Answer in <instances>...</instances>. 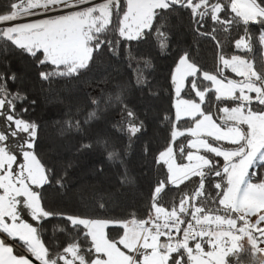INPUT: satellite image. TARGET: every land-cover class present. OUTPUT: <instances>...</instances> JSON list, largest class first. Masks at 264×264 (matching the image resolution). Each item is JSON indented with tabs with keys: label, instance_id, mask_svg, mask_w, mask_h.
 Masks as SVG:
<instances>
[{
	"label": "snow or ice",
	"instance_id": "snow-or-ice-1",
	"mask_svg": "<svg viewBox=\"0 0 264 264\" xmlns=\"http://www.w3.org/2000/svg\"><path fill=\"white\" fill-rule=\"evenodd\" d=\"M5 7L0 25L15 23L0 27V52L6 54L14 46L27 53L38 68L44 66L39 77L49 84L54 78L74 77L88 69L94 53L103 47L118 56L122 41L141 42L153 36L163 53L169 39L166 15L177 9L189 10L193 31L211 38L218 47V32L242 27L244 35L235 40V48L254 53L251 26H258L255 43L259 55H220L223 68L216 73L202 70L188 52L179 57L171 75L175 114L170 141L155 161L166 167L167 175L155 186L144 219L134 215L127 220L83 218L47 210L40 190L51 185V169L35 151L39 126L23 118L29 111L27 105L36 101L9 87V82H17L15 72L0 71V233L19 241L39 264H264V181L252 182L250 175L256 173L249 171L264 165V0H8ZM48 13L58 14L26 19ZM209 22L210 31H202ZM127 59L135 85H147L140 63L151 68V61L130 51ZM223 69L242 79H227ZM129 91L123 86L115 96L92 98L93 110L82 122L66 120L60 134L80 132L82 125L100 118L98 113L119 106V130L131 141L142 132L144 122L125 103ZM209 93H214L215 101H234L235 106L217 105L222 115L214 118ZM182 120H190L191 126H180ZM179 137L192 138L178 149L188 163L177 162L173 146ZM102 143L107 146V141ZM107 158L122 163L115 147ZM215 158H222V166ZM193 177H199L195 190L181 192L170 207L160 203L166 187L179 189ZM210 177L219 179L211 181ZM206 181L215 189V196L206 188ZM56 184L63 187L60 180ZM25 212L37 226L55 217L67 221L59 229H72L67 243L50 253L38 227L22 218ZM109 227L123 229L118 240L109 238ZM0 264H32V260L14 255L13 246L0 238Z\"/></svg>",
	"mask_w": 264,
	"mask_h": 264
},
{
	"label": "trees",
	"instance_id": "trees-1",
	"mask_svg": "<svg viewBox=\"0 0 264 264\" xmlns=\"http://www.w3.org/2000/svg\"><path fill=\"white\" fill-rule=\"evenodd\" d=\"M7 3L8 0H0V12L7 11ZM166 23L169 39L167 50L163 53L153 36L141 42L122 41L118 56L103 47L102 51L94 53V60L90 62L88 69L81 70L74 77L54 78L51 84L40 80L39 72L45 68H38L35 59L27 53L14 46L6 54L0 52V71L15 72L18 77L16 83L9 82V87L26 94L28 100L36 101L35 105H27L29 111L23 114V118L35 121L39 126L35 151L38 159L46 168L51 169V185H45L40 190L43 194L42 204L47 210L83 218L127 220L133 215L138 219L146 218L154 188L167 175L166 167L155 161L170 141L175 114V92L171 75L179 57L188 52L202 70L216 73L218 68H223L219 61L220 55L225 58L233 55L252 57L254 54L259 55L261 51L255 43V37L259 36V27L256 25L251 26L255 34L254 53H247L235 48V40L244 35L242 27H233L228 33L218 32L217 40L221 42L218 47L211 38L201 37L193 31L189 10L177 9L176 12L167 14ZM202 31H210V22ZM2 46L3 42H0V47ZM129 51L137 58L143 57L151 61V68H144L143 61L140 63L148 81L145 86L135 85L133 72L128 67ZM223 76L240 80L228 69H223ZM191 79L190 77L189 81ZM187 84L188 81L186 86ZM123 86L130 88L125 103L144 122V129L137 137L129 141L128 134L119 130V106L98 113L100 118L82 125L83 130L80 132L71 130L64 135L60 134L66 120L82 122L87 113L93 110L92 98L102 95L106 97L108 94L115 96ZM209 97V110L216 114L214 118L218 117L217 105L235 106L236 103L217 102L214 93H209ZM191 98L198 101L194 93H191ZM24 103L27 104L26 101ZM180 126H191V121L182 120ZM188 139L189 137H179L173 146L177 150L178 163L184 161L179 155V146L186 144ZM104 141H107V146L102 143ZM82 145L91 147L83 148ZM224 146L232 147L228 144ZM113 147L119 149L122 163L108 160L107 153ZM188 150L185 149L186 152ZM215 159L222 166V158ZM249 171L250 174L253 171L256 173L250 175L252 182L264 181V165H258ZM218 179L209 178L211 181ZM57 180L61 181L63 187L56 184ZM198 181L199 177H193L191 182L186 181L179 189L174 186L166 187L165 192L161 193L160 203L170 207L173 201L178 202L181 192L191 193L195 190ZM206 188L215 196V189L207 181ZM101 203L104 204L103 208L99 206ZM66 225L67 221L55 217L37 226L40 238L50 253L67 243L68 233L72 229L68 228L67 232L59 230ZM106 231L110 239L118 240L123 234V229L117 227H109ZM0 238L11 244L17 255H29L19 241H13L2 233ZM118 246L123 250L121 245Z\"/></svg>",
	"mask_w": 264,
	"mask_h": 264
},
{
	"label": "rangeland",
	"instance_id": "rangeland-1",
	"mask_svg": "<svg viewBox=\"0 0 264 264\" xmlns=\"http://www.w3.org/2000/svg\"><path fill=\"white\" fill-rule=\"evenodd\" d=\"M49 15H50V13H48ZM47 14V15H48ZM53 14V13H52ZM39 16H41V15H39ZM54 16V15H53ZM37 17V16H36ZM230 72H231V70L230 69H228ZM233 75H234V77H236V78H239V79H242V77H239V76H237L235 73H233V72H231ZM226 82V81H225ZM173 88H174V86H173ZM222 115V113H220V112H218V116H221ZM246 127V126H245ZM189 139H192L191 137H189ZM192 151H195L194 149H192ZM200 154H203V150H201V153ZM182 163H188V161L186 160V159H184V161L182 162ZM256 167V166H255ZM22 218L23 219H25L26 221H28L29 223H32L34 226H37L36 224H35V222L34 221H32L31 220V217L25 212V213H23L22 214ZM254 219V218H253ZM122 246V245H121ZM123 247V246H122ZM261 247H264V244H262L261 245ZM205 249L206 250H208V246H205ZM245 264H249V262L247 261Z\"/></svg>",
	"mask_w": 264,
	"mask_h": 264
},
{
	"label": "built area",
	"instance_id": "built-area-1",
	"mask_svg": "<svg viewBox=\"0 0 264 264\" xmlns=\"http://www.w3.org/2000/svg\"><path fill=\"white\" fill-rule=\"evenodd\" d=\"M94 2L95 3H100V2H102V0H94ZM56 14H58V13H50V15L48 14H46V15H41V16H32V17H28V18H26L27 20H38V19H43V18H47V16H53V15H56ZM18 22H23V21H18ZM11 23H15V22H9L8 24H2V25H0V27H6V26H10V24ZM183 227V226H182ZM162 239H164L163 237H162Z\"/></svg>",
	"mask_w": 264,
	"mask_h": 264
},
{
	"label": "crops",
	"instance_id": "crops-1",
	"mask_svg": "<svg viewBox=\"0 0 264 264\" xmlns=\"http://www.w3.org/2000/svg\"><path fill=\"white\" fill-rule=\"evenodd\" d=\"M2 234H3V233H2ZM4 235H5V234H4ZM5 236H6V235H5ZM205 246H207V245H205ZM13 254H14V255H17V254L15 253V249H14V248H13ZM18 256H19V255H18ZM23 256H26V257H28L30 260H32V264H39V262L36 261L34 257H32L31 253H29V255H23Z\"/></svg>",
	"mask_w": 264,
	"mask_h": 264
}]
</instances>
